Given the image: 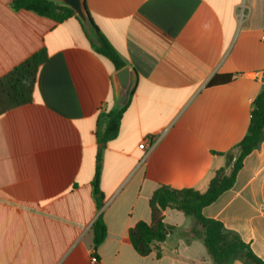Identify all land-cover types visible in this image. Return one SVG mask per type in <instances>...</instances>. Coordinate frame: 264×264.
Segmentation results:
<instances>
[{
	"label": "crops",
	"instance_id": "crops-1",
	"mask_svg": "<svg viewBox=\"0 0 264 264\" xmlns=\"http://www.w3.org/2000/svg\"><path fill=\"white\" fill-rule=\"evenodd\" d=\"M84 1L138 79L118 137L105 146L104 116L122 107L114 66L75 18L56 23L0 0V78L48 53L33 101L0 116V264H214L179 211H165L175 230L147 257L129 231L151 223L158 188L205 193L246 136L264 89V0ZM215 76L232 81L208 86ZM99 151L101 211L92 186ZM100 213L107 237L94 251ZM202 215L264 262V142Z\"/></svg>",
	"mask_w": 264,
	"mask_h": 264
},
{
	"label": "trees",
	"instance_id": "trees-1",
	"mask_svg": "<svg viewBox=\"0 0 264 264\" xmlns=\"http://www.w3.org/2000/svg\"><path fill=\"white\" fill-rule=\"evenodd\" d=\"M12 9L31 12L56 23H63L71 18L81 23L72 10L56 5L53 0H14ZM95 27L99 33L97 43L90 39L84 29L95 52L111 62L116 71L126 67L127 64L122 56L100 33L96 25ZM47 60V50L42 49L0 78V116L33 101L39 69ZM231 81L232 76H215L208 86L224 85ZM126 107L127 105L119 107L116 111L104 116L105 127L98 133V141L101 145L105 146L118 137ZM263 142L264 89L253 102L250 126L246 136L233 150L225 154L226 166L215 173L205 193L192 189L177 190L168 186H162L154 192L149 201L151 223L139 222L129 231V238L135 251L140 256L147 257L154 247L167 240L171 232L175 230L174 227L165 223V211L171 209L183 213L194 221L193 229L187 234L190 238L200 239L204 243L214 264H235L237 261L243 264H264L251 246L245 243L236 232L227 230L221 222L207 219L202 215L204 208L215 203L225 192L235 186L245 159L259 149ZM101 163L102 151H99L92 182L99 211L103 208V196L100 192ZM92 231L93 248L96 251L107 237V227L102 213L93 224Z\"/></svg>",
	"mask_w": 264,
	"mask_h": 264
},
{
	"label": "water",
	"instance_id": "water-1",
	"mask_svg": "<svg viewBox=\"0 0 264 264\" xmlns=\"http://www.w3.org/2000/svg\"><path fill=\"white\" fill-rule=\"evenodd\" d=\"M54 3L60 7H65L72 10L82 26L87 32L90 39L97 43L99 40V33L95 24L87 10L84 0H53ZM113 81L116 91V99L120 106H126L135 90L138 79L136 72L130 66L117 71L113 76Z\"/></svg>",
	"mask_w": 264,
	"mask_h": 264
},
{
	"label": "built area",
	"instance_id": "built-area-1",
	"mask_svg": "<svg viewBox=\"0 0 264 264\" xmlns=\"http://www.w3.org/2000/svg\"><path fill=\"white\" fill-rule=\"evenodd\" d=\"M147 145H148L147 142H143V144L140 146V148H141V149H144ZM153 145H154V143L151 144L150 148H152ZM92 261H93L94 263H96V262H97V258L93 257V258H92Z\"/></svg>",
	"mask_w": 264,
	"mask_h": 264
},
{
	"label": "rangeland",
	"instance_id": "rangeland-1",
	"mask_svg": "<svg viewBox=\"0 0 264 264\" xmlns=\"http://www.w3.org/2000/svg\"><path fill=\"white\" fill-rule=\"evenodd\" d=\"M184 218H186L189 222V227L192 226L194 224V221L190 218V217H186L185 215H183Z\"/></svg>",
	"mask_w": 264,
	"mask_h": 264
}]
</instances>
